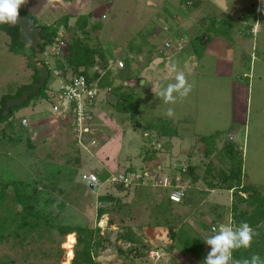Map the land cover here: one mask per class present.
Instances as JSON below:
<instances>
[{"label":"rangeland","instance_id":"rangeland-1","mask_svg":"<svg viewBox=\"0 0 264 264\" xmlns=\"http://www.w3.org/2000/svg\"><path fill=\"white\" fill-rule=\"evenodd\" d=\"M262 7L261 0H70L69 3L66 0H26L21 9H27L39 24L52 26L64 20L66 14L69 17L68 29L63 30L62 26L59 29L63 43L47 45L42 53L35 52V58L45 61L51 69L45 90L49 97L57 100L64 81V74L58 73V65L65 50V40L74 35L76 20L86 19L87 14L84 31H77L75 37L79 36L84 45H93L97 52L111 55L114 62L107 68L112 70L115 83L129 79L130 85L134 83L135 76H115L120 68L116 61L123 62L125 54H134L131 74L140 79L132 102L123 91L126 111L115 109L107 101L105 91L99 92L98 104L91 108L94 117L88 124L90 132L80 137L72 131L69 118L60 112L52 113V98L33 99L27 106L15 109L9 119L14 127L0 123V176L23 181L40 178L44 183L57 180L64 192L53 191L50 195L55 200L47 208L59 213L57 221L100 226L101 233L108 236L104 249H100L96 257L101 264H125L127 261L117 250V247L125 250L135 245L118 237L128 228L126 226L135 230L140 227L145 242L154 249H149L147 257L138 259L136 264H195L183 250L169 249L168 227L155 233L148 228L157 220L163 221L152 203L157 201V194L166 192V187L158 185L155 179L145 189L146 194H139L133 188L127 192L118 191L110 178L116 173L123 174L129 165L141 173L143 156L150 150L149 142L155 148H162L161 141L150 138L149 133L156 131L155 127H163L169 134L174 130L177 135L171 139L170 150L158 151L156 177H169L179 172L178 166H174L176 160L186 165L203 161L202 167L196 170L200 179L188 188V192H194H189L191 195L185 202L172 204L165 214L169 220L166 226L171 225L183 237L196 235L195 231L208 235L210 232L202 230L200 222L204 220L211 228L216 212H228L234 198L232 190L210 189L207 180L215 182L218 178L203 177L208 164L213 165L212 172L224 166L218 158L217 148L208 157L200 149L207 143L201 140L207 136L214 135L219 148L227 141L235 140L237 143L233 142L242 151V182L264 190V92L260 85L262 83L264 87V11H258ZM258 14L262 15L261 25L254 23L252 36L245 34L243 29L247 21L242 22V18L252 19ZM212 18L216 21H211ZM94 24L99 26L98 29ZM201 35L202 39L209 36L205 45L199 41ZM166 41L172 42L170 49L163 48ZM7 42L9 37L0 30V98L13 92L17 85L28 83L31 74L25 57L12 53ZM177 44H183L184 48L177 49ZM140 48L137 53L136 49ZM217 60L225 61V71L218 73L220 63ZM63 63L67 65L65 61ZM173 63L177 70L185 73L192 90L186 98H177L175 104H165L155 96L152 86L174 82ZM243 74H250L251 78L240 83L238 78ZM141 80L148 83L142 86ZM169 107L175 110L172 118L164 115ZM23 117L27 119L25 125L20 122ZM59 120L64 126L54 127ZM209 144L212 145L213 140ZM87 172L98 173L99 184L93 188L81 181V174ZM167 185L170 192L173 186ZM198 188L205 189L206 194L195 192ZM108 192L117 195L122 205L129 208L131 219L123 210L96 219L97 196ZM45 195L48 194L43 187L40 205H44L42 198ZM61 200L66 205L62 211H57L56 203ZM109 218L113 219L112 223ZM229 221L228 218L226 224ZM62 246L60 264H70V259L66 260L69 250ZM21 252L12 251L9 243L0 245V255L17 258ZM206 255L196 258L197 264H202Z\"/></svg>","mask_w":264,"mask_h":264},{"label":"trees","instance_id":"trees-1","mask_svg":"<svg viewBox=\"0 0 264 264\" xmlns=\"http://www.w3.org/2000/svg\"><path fill=\"white\" fill-rule=\"evenodd\" d=\"M195 5V4H194ZM19 15H29L34 19V26L39 27V37L42 40V43L39 44L36 48L32 46L25 45L19 39V28L17 25H12L10 23H0V30H2L9 37L8 48L14 54H20L25 57L26 65L31 69L32 73L30 74V80L28 83H21L17 85L13 92H8L0 98V123L6 122V125L9 127H14L12 122L9 120L11 115H13L15 109L20 107L27 106L32 102L33 99H39L44 97L45 99L51 100L50 97L45 92L46 86L48 84V79L50 76V67L45 61L37 60L35 57V52H44L47 45H53L55 38L59 37V29L62 26L63 30L68 29V14L65 15L64 20H61L54 25H48L46 23L39 24L36 21V18L32 16L27 9L19 10ZM89 17V14H87ZM252 19L242 18L247 21V24L244 25L245 34L252 36V27L255 21V17ZM88 17L86 19L78 18L76 20V30L73 31L70 39L65 40V50L63 51L62 58H60L59 63V74H63L65 82L70 83L71 80L79 75H83L88 83L87 87L95 88L96 93L93 98L90 99V119L94 117L91 108L98 104L97 94L99 92L105 91L107 101L111 103L115 109L118 111H126L123 104V99L125 94L130 97L129 102H132L133 92L135 91L138 79L140 76L136 74H131L134 54H125L123 58V66L118 68L116 72L117 77H128L135 76L134 83L130 85L131 80L127 82L115 83L113 80V72L108 69L109 60H111V55H106L101 53L98 50L88 43L84 45L83 42H80L77 31L83 30V28L88 23ZM211 21H216L215 18H212ZM94 28L98 27L94 24ZM243 25V24H242ZM204 35V34H203ZM203 35L199 38V41L204 45L208 41L209 36ZM60 38L63 40L62 35ZM84 41V40H83ZM167 42V41H166ZM165 42V43H166ZM164 43L163 48L170 49L171 41H168L169 46ZM93 46V47H92ZM183 49L184 45L182 44L181 48ZM92 48V49H91ZM67 55L64 54L65 51ZM139 53L140 49H136ZM83 55V57H80ZM98 58L97 59H95ZM113 60V59H112ZM66 62L64 66L63 62ZM99 65L100 70L89 73V68L92 65ZM39 65H45L48 68L49 75L46 78L45 83L40 87V89L30 94L28 99L21 105H11L6 108V102L10 98L19 97L23 90L35 86L39 81ZM61 70V71H60ZM66 73H69L70 78H66ZM55 97V96H54ZM53 99V98H52ZM52 104L55 100H51ZM87 101V100H86ZM34 103V102H33ZM127 102H125L126 104ZM130 103H128V106ZM126 106V105H125ZM58 114V113H55ZM21 122V121H20ZM151 129V126H149ZM154 132L150 131V138L155 139V141H161L162 148H155L149 142L150 150L145 152L143 156V165L140 169V179L133 180L130 184L125 185L121 181H111L112 185L118 191H129V188H133V191L137 193L146 192L147 186H150L153 181L159 179L157 176V153L162 150H170L172 148V137L177 135L176 131L171 130L169 134L167 131H164L163 127H155ZM214 135L207 136L203 142V152L206 157L213 153L215 148ZM163 138V139H162ZM203 139V138H202ZM213 140V144L210 143ZM30 143V141H29ZM222 149V150H221ZM218 152V158L224 164V166L218 168L217 172H212L213 165L208 164L205 169V174L203 177H208L214 179L218 178L217 181L207 180V185L210 189H225L232 190L234 195L233 200L230 204V209L227 212H216L215 218L213 219L214 223L211 225V228L205 224L204 220L200 222V228L206 233L211 232V229L218 227L220 224L228 223V218L230 223L233 225H239L241 222H247L251 228L254 230L256 235H254L251 247L250 248H240L234 250L232 255L234 259H243L250 258L252 254L258 253L262 258H264V190L257 189L258 187L248 185L242 182V151L238 144H235L232 141H227ZM151 152V153H150ZM223 155V158L221 157ZM156 157V158H155ZM77 159V158H76ZM203 161L196 164L188 163L183 164L179 160L175 161L174 166H178L179 172L173 174L174 177L176 174H179L182 178V181L185 182L186 187L184 188V196L179 201V203L185 202V198L194 190H189V185L193 182H196L200 179L199 173L196 171L198 167H202ZM182 167L185 169L182 170ZM157 168V170H156ZM214 170V169H213ZM135 167L127 166L124 170L123 175H129L131 173H138ZM58 172V170L56 171ZM98 176V173L95 172ZM118 175V173H116ZM148 174V175H146ZM57 175L54 172V176ZM146 175V176H145ZM153 177V180L151 179ZM168 177L164 175L161 178ZM38 183L40 185H38ZM172 183H175L174 178H172ZM57 180H51L50 183L41 182V179L38 178L34 181H23L20 179H6L0 176V245L9 243L10 249L13 251L22 250L21 255L15 258L9 254L0 255V264H60L59 257L64 251V245L68 248V256L66 260L70 259V264H101L100 260H97L98 251L104 249L105 241H108V236L101 233L100 226L89 225L86 223H72L68 220H58L59 213L54 212L53 210L47 208L49 204L53 203L55 200L54 196L50 194L53 191H57L59 194L63 193V189L58 186ZM46 189L48 195L43 196L42 202L44 205H40V194L42 193V188ZM94 187V186H93ZM92 187V188H93ZM164 187V186H163ZM30 188V189H28ZM165 188V187H164ZM167 188V187H166ZM166 192L162 194H157V201L152 204L159 211V215L163 217V221L157 220L154 226H148L152 229L151 233L158 232V230L168 227V233L171 238L169 249L177 248L183 250L190 259L193 260V263L197 264V259L201 255H206L210 250L209 246L205 244L203 238L211 235H200L198 231H195L196 235H190L183 237L181 233L175 232L172 226H166L168 219L165 216L167 212L171 209V205L178 203L172 201ZM195 192H201L206 194L205 189L196 190ZM246 193V195H244ZM98 205L96 207V219L98 220L102 215L110 213L112 211H121L128 215V218L131 219L133 216L130 215V210L127 207L122 205L121 199L117 196L108 192L106 194H101L97 196ZM66 202L64 200L57 201L56 207L57 211H62L65 207ZM216 207H220L217 205ZM113 219L109 218V223H112ZM128 227L122 234H119V239L135 243L133 246L127 247L123 250L120 247H117V250L120 254H123V257L127 259L125 264H136L138 259L146 258L147 252L151 247L149 243L145 242V238L141 235V228ZM151 238V237H150ZM72 246H73V256H72ZM151 250H154L153 248Z\"/></svg>","mask_w":264,"mask_h":264},{"label":"clouds","instance_id":"clouds-1","mask_svg":"<svg viewBox=\"0 0 264 264\" xmlns=\"http://www.w3.org/2000/svg\"><path fill=\"white\" fill-rule=\"evenodd\" d=\"M25 3L26 0H0V23H15L19 10ZM261 3L264 5V0H261ZM258 11H264V7L259 8ZM171 70L175 73L174 82L167 83L166 86H152L155 96L165 104H175L177 98H186L192 90V84L189 83L183 71L177 70L175 63L171 65ZM145 83L148 82L143 81L142 86ZM164 115L169 118L174 117V108H167ZM211 232V235L203 238L210 250L202 264H264V258L258 253L252 254L250 258H233V251L242 247L250 248L253 237L256 235L247 222H241L239 225L220 224L211 229Z\"/></svg>","mask_w":264,"mask_h":264},{"label":"built area","instance_id":"built-area-1","mask_svg":"<svg viewBox=\"0 0 264 264\" xmlns=\"http://www.w3.org/2000/svg\"><path fill=\"white\" fill-rule=\"evenodd\" d=\"M63 40L60 36L55 38L53 45H61ZM169 46V43H165ZM182 44H178V48H181ZM114 61L109 60V63L112 64ZM116 64L118 67L123 66L122 60H117ZM99 65H93L89 68V71L92 73L94 71H99ZM88 83L83 75L74 77L70 83H63L60 87V91L57 95V100L52 104L51 111L52 113H61L65 117L70 119L72 131L80 137L81 135L87 134L90 132V127L88 125V116H89V101L94 97L96 93L95 88L87 87ZM87 100V101H86ZM67 103V104H66ZM22 124L27 123V119L23 117L21 119ZM82 138V137H81ZM182 170L185 169L182 167ZM140 173H131L129 175H112L111 181H121L125 185L130 184L133 180L140 178ZM172 178H174L175 183H172ZM164 177L157 179L155 182L158 185L167 187V184L173 186L172 190L169 192L168 196L172 201L179 202L184 196V188L186 187L185 182L182 181V178L179 174H176L174 177ZM81 181L86 183V185L94 186L99 184L98 176L94 172H87L81 174Z\"/></svg>","mask_w":264,"mask_h":264},{"label":"water","instance_id":"water-1","mask_svg":"<svg viewBox=\"0 0 264 264\" xmlns=\"http://www.w3.org/2000/svg\"><path fill=\"white\" fill-rule=\"evenodd\" d=\"M12 25H17L19 28V39L27 46L37 47L42 43L41 38L39 37V27H34V19L29 15H19L15 23H10ZM39 81L35 86L27 88L22 91L19 97L10 98L6 102V108L11 105H21L23 104L30 94L37 92L40 87L45 83L49 71L47 66L39 65ZM143 80H141L142 82ZM90 188L93 186L90 185Z\"/></svg>","mask_w":264,"mask_h":264},{"label":"crops","instance_id":"crops-1","mask_svg":"<svg viewBox=\"0 0 264 264\" xmlns=\"http://www.w3.org/2000/svg\"><path fill=\"white\" fill-rule=\"evenodd\" d=\"M67 1V3H69L70 2V0H66ZM63 2V1H62ZM257 7V6H256ZM255 17H257V16H255ZM258 18V19H257ZM257 18H255V21H254V23H256V22H260V25H261V20L262 19H260V18H262V15H260V14H258V17ZM180 21L181 20H178L177 22L180 24ZM180 25H183L182 23L180 24ZM163 28V27H162ZM165 28V27H164ZM172 29V28H171ZM259 29H260V27H259ZM204 39V38H203ZM187 41H189V40H187ZM246 58V56L243 54V59H245ZM259 59V58H258ZM217 62L218 63H220V71H218V73H220V72H223V71H225V69H224V63H225V61L224 60H217ZM257 62H259V61H257ZM31 73H32V71H31ZM64 74V73H63ZM65 75H69V73H66ZM241 77H239L238 79H239V81H241L240 83H244L245 81H246V79L245 78H251V76H250V74H249V76L248 75H245V74H243V75H240ZM258 76H260V75H258ZM250 83H251V85H253V81H250ZM250 83H248V85L250 84ZM261 85V88H262V92H264V87L262 86L263 84L261 83L260 84ZM247 98H248V96H247ZM245 104H247L248 105V102H247V100H246V103ZM55 115V114H54ZM59 119V118H58ZM46 124L47 123H45L44 124V126H46ZM54 125V124H53ZM62 127V126H64L63 124H60V120H59V122H58V124H56V125H54V127H56V128H59V127ZM70 127H71V123H70ZM246 129V128H245ZM232 141V140H231ZM233 141H235V140H233ZM232 141V142H233ZM236 142V141H235ZM237 143V142H236ZM235 143V144H236ZM216 144H218V143H216L215 142V148H214V150H216V148H217V150H220L221 148H219V146H216ZM203 146V145H202ZM200 149L201 150H203V147L201 148L200 147ZM216 150V151H217ZM215 151H213V153H214ZM243 176V175H242Z\"/></svg>","mask_w":264,"mask_h":264},{"label":"flooded vegetation","instance_id":"flooded-vegetation-1","mask_svg":"<svg viewBox=\"0 0 264 264\" xmlns=\"http://www.w3.org/2000/svg\"><path fill=\"white\" fill-rule=\"evenodd\" d=\"M34 26V25H33ZM35 27V26H34Z\"/></svg>","mask_w":264,"mask_h":264}]
</instances>
